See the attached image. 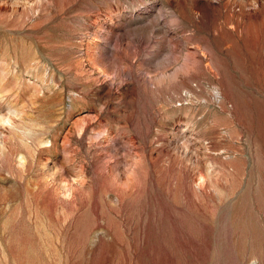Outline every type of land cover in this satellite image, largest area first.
<instances>
[{"label":"rangeland","instance_id":"obj_1","mask_svg":"<svg viewBox=\"0 0 264 264\" xmlns=\"http://www.w3.org/2000/svg\"><path fill=\"white\" fill-rule=\"evenodd\" d=\"M7 103L0 264H264V0H0Z\"/></svg>","mask_w":264,"mask_h":264},{"label":"bare ground","instance_id":"obj_2","mask_svg":"<svg viewBox=\"0 0 264 264\" xmlns=\"http://www.w3.org/2000/svg\"><path fill=\"white\" fill-rule=\"evenodd\" d=\"M213 97L217 101H220L221 100V95H220L219 91L216 88L213 91ZM5 107H6L5 113H0V124L6 125L9 129H16V125L14 124V121H13V119L11 117H14V118H17L18 119L20 117L19 115H21L23 111L21 112L20 109H17L16 106L14 107V105L11 104V103L8 104V105H6ZM7 136H9V135H7ZM11 139H14V136L13 135L11 136ZM18 139L21 140V141H23L26 145H31L32 142H33L32 139L30 140V142L28 140H22V137H19ZM51 143H53V142H51V140H50V144ZM50 144L49 143L48 144H45V145L43 144L44 146H41L40 149H44L45 150L46 149V146L48 148V145H50ZM5 148H6V138L3 137V136H1V138H0V158H1V160L0 161L2 163H5V164L7 163L8 164V162L10 161L9 159H11V156H8V155L4 154ZM38 148H39V146H38ZM14 156H16V155H14ZM16 157H17V160H16L17 164L18 165H21V166L24 165L23 156L20 154V155H18Z\"/></svg>","mask_w":264,"mask_h":264}]
</instances>
